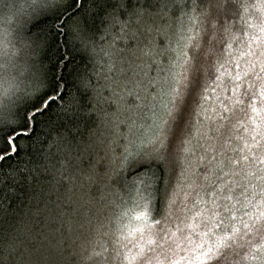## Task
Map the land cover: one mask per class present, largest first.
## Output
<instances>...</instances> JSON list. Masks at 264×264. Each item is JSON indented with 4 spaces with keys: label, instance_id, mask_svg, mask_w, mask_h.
I'll return each instance as SVG.
<instances>
[{
    "label": "trees",
    "instance_id": "1",
    "mask_svg": "<svg viewBox=\"0 0 264 264\" xmlns=\"http://www.w3.org/2000/svg\"><path fill=\"white\" fill-rule=\"evenodd\" d=\"M254 3L53 0L30 15L25 36L36 89L14 114L15 125L0 128V264H110L114 238L130 211H148L145 187L155 223L188 175L206 182L199 194L213 185L217 160L239 155L242 108L250 116L264 102L257 71L226 107L208 101L218 66L234 48L229 35L243 31ZM257 8L264 11L262 3ZM152 76L162 94L156 90L147 119L112 123V114L120 119L140 109L133 97L118 99L116 92L131 95L126 84ZM151 127L156 133L147 150L158 147L170 160L131 155L147 152L137 144ZM128 140L133 148L125 157ZM186 142L193 143L192 153ZM99 161L101 194L110 209L103 221L85 223L95 198L87 186ZM108 171L118 178L111 186Z\"/></svg>",
    "mask_w": 264,
    "mask_h": 264
},
{
    "label": "rangeland",
    "instance_id": "2",
    "mask_svg": "<svg viewBox=\"0 0 264 264\" xmlns=\"http://www.w3.org/2000/svg\"><path fill=\"white\" fill-rule=\"evenodd\" d=\"M260 3L264 5V0H255L248 9L241 23L243 31L229 35L235 44L233 51L229 48L225 59L233 65L234 70L227 63L219 64L213 79L214 87L208 96V101L214 105L226 107L234 102V98H240L241 88L254 79L255 71L264 78V11L261 13L258 10ZM52 4L53 0H0V128L15 125L14 114L36 89L29 52L31 46L28 47L25 31L32 20L30 15ZM220 17L227 20L230 15L221 14ZM155 79L152 76L148 82L145 79L132 80L130 85L126 84L127 88L130 87L128 90L131 95L124 90L116 92L118 99L133 97L140 109L120 119L112 114V123L122 125L129 122L128 126H132L134 122L147 119L149 104L152 105L156 90L162 94L160 88L157 89ZM121 82L126 83L123 79ZM135 94L140 100L134 97ZM244 110L242 108L237 144L239 155L235 158L224 156L217 160L213 185L199 194V190L204 187L201 185H207L206 182L200 183L188 175L190 178L185 185L175 188L173 203L165 211L164 217L162 214L154 217L160 218L155 223L151 222L153 210L145 187V197L142 198L148 211L143 206L130 211L129 220L119 227L114 238L115 251L110 264H234L239 258L244 263L238 261V264H264V102L250 116ZM153 129L151 127V133L142 135L141 145L137 144L139 149L147 152L131 155L136 156V159L147 156L170 160L163 152L155 150L158 147L147 150V143L154 139L156 133ZM144 133L147 130L144 129ZM162 135L166 136L165 133ZM132 142H124L127 143L123 147L125 157H129ZM192 144L186 142V152H193ZM196 163V160L190 162V170L194 171ZM100 165L99 161L93 169V185L87 186L95 198L92 217L87 214L82 218L85 223L91 218L103 221L109 213L107 198L101 194L103 176L98 169ZM220 169L222 172L219 174ZM117 179V174L108 171V185L111 186ZM237 179L247 182L240 184ZM180 198L188 206L181 205ZM166 216L171 219V224L167 221L163 223ZM234 249L238 255L236 259L232 257ZM101 259L104 260L103 257H96V260Z\"/></svg>",
    "mask_w": 264,
    "mask_h": 264
},
{
    "label": "bare ground",
    "instance_id": "3",
    "mask_svg": "<svg viewBox=\"0 0 264 264\" xmlns=\"http://www.w3.org/2000/svg\"><path fill=\"white\" fill-rule=\"evenodd\" d=\"M2 6L0 5V8H1Z\"/></svg>",
    "mask_w": 264,
    "mask_h": 264
}]
</instances>
